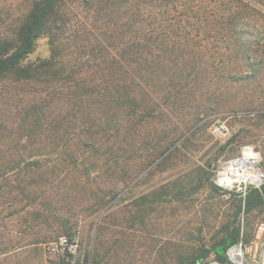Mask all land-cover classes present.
Here are the masks:
<instances>
[{
	"label": "trees",
	"instance_id": "16d2710c",
	"mask_svg": "<svg viewBox=\"0 0 264 264\" xmlns=\"http://www.w3.org/2000/svg\"><path fill=\"white\" fill-rule=\"evenodd\" d=\"M43 38L49 56L30 61ZM229 116L246 127L205 151L213 120ZM262 125L264 0H0V190L56 219L57 242L76 236L70 216L109 206L77 264H229L242 213L248 243L264 214V184L230 199L211 240L203 227L164 230L201 190L225 200L218 161L264 137ZM180 167L134 194L140 177ZM126 188L135 196L116 208ZM74 258L66 249L48 264Z\"/></svg>",
	"mask_w": 264,
	"mask_h": 264
},
{
	"label": "rangeland",
	"instance_id": "374dc122",
	"mask_svg": "<svg viewBox=\"0 0 264 264\" xmlns=\"http://www.w3.org/2000/svg\"><path fill=\"white\" fill-rule=\"evenodd\" d=\"M257 20V19H255ZM260 24V23H259ZM50 54V45L48 43V40L46 38H43L37 42L36 49L34 53L30 56V61H36L40 58H47ZM244 119L236 120L233 117H220L218 119H214L213 123L211 124L208 133L212 136V142L206 144V149L212 148V146L215 143L224 144L228 140L232 139L238 131L242 127H246L244 122L242 121ZM225 126L229 129V133L226 134V131L221 130L219 132H215L216 127ZM223 131V132H222ZM257 133H260L264 135V125L261 126V128H256L253 130ZM262 138V139H261ZM264 137H256L254 143H248V144H239L241 145L238 147V151L232 153L231 148L228 149L226 154H224L218 161V169L215 171V176L213 177V180L215 184L220 187L226 194L223 196L225 200H222L221 198H212L209 190L204 189L198 192L197 194H194L190 200L196 202V208H189L188 206H182L179 207V211H177V216H174V218H177L176 220L171 219L170 221H173V226L176 227L173 230H171L172 227H170L168 223V228H166L167 236L168 238H171L176 231L180 228H188L191 227L195 229L196 232L199 231L200 227H203L204 234L202 237L206 238L207 240H211L212 236L215 235L221 228L224 223L226 212L231 211V201L230 200L233 196H236L237 198H241L245 200L248 192L250 189L255 188V186L248 187L246 192H240L237 190V188H234L233 190H227L217 184L218 176L223 174L225 172V168L228 166V163L230 161H235V159L240 158V160L246 156V158L250 159L252 156L251 154H246L248 149L250 148L254 153V159L256 160V167L261 169L262 172H264L263 167V157L261 154L260 146H264ZM257 141V142H256ZM246 149V150H245ZM249 149V150H250ZM204 152H198L197 156L195 157V161L197 164H203L204 162L201 160V157ZM245 151V152H244ZM228 162V163H227ZM225 163H227L225 165ZM224 167V169H222ZM183 168H175L170 170V172H166L163 174L158 173L154 177H152L150 180L146 178H139L134 183H132L131 186L136 185L134 194L136 196L146 194L148 191L156 188L160 184H165L168 181H172L176 178V174L181 172ZM185 170V169H184ZM220 178V176H219ZM139 182V183H138ZM264 184V183H263ZM262 187V186H261ZM130 188H126L123 191L124 194H121L122 197H124V202L120 204L119 207L116 208H123L127 203H129L132 198H134L132 194H126ZM260 189V188H256ZM10 195H8L5 191L0 190V253H4L6 255L7 259L6 264H48V260H57L59 259L65 251H63V246H61L60 241L64 237H59L60 239L57 241H53V237L57 235V232L55 230L57 226L56 219L53 218L47 219L46 217L49 216V213L47 212H40V214H36L33 212V208H30L28 206V202L26 204L25 200H20L21 196L18 198V201H15L14 198L17 197L15 195L13 197V194L17 192L11 193L9 191ZM48 194L52 197H55L54 191H48ZM223 202H226L227 205H225L223 208L220 206ZM193 204V203H192ZM60 205V202H59ZM198 207V208H197ZM205 207H212L215 211L212 213V210L210 212H207L203 214V209ZM110 207L107 206L106 209H103L102 211L94 214L93 216H88L86 213H82L79 217L77 216H70L71 223H75L76 227L74 231H76V236H74L72 239H77L80 245V248L76 252L75 258L73 260L72 264H77V260L82 257L85 247L88 245L89 237L92 235L94 231V225L102 218L103 215H108L112 212V210H109ZM114 208V209H116ZM170 208V207H168ZM113 209V210H114ZM120 209V211H121ZM35 211V210H34ZM61 212H64L61 211ZM174 209L170 208L169 214L174 215ZM220 212V213H219ZM120 215V213H119ZM42 216V217H41ZM66 217L69 216L65 215ZM219 216V217H218ZM53 217V216H52ZM110 218V217H109ZM241 225H243V235L241 237V241L244 242V244L252 245L254 244V252L260 254L262 249V241H264V235L263 238H259V234L257 233L258 225L260 223H264V214L261 215L258 218V222L256 224V227L253 232V238L248 243L245 240L244 235V225L246 223V215L244 212L242 213L240 217ZM174 231V233L172 232ZM139 235V234H138ZM140 236V235H139ZM197 236V233H196ZM68 238V237H66ZM46 240L48 242H46ZM148 247V246H147ZM146 255V254H145ZM3 259V258H2ZM153 260V259H152ZM217 261L215 260L214 256L210 257L204 264H210L211 262ZM232 262L236 264H246L244 261L236 262L235 260L231 259ZM218 262V261H217ZM145 263H148L146 261ZM229 263V262H228ZM213 264V263H212Z\"/></svg>",
	"mask_w": 264,
	"mask_h": 264
},
{
	"label": "built area",
	"instance_id": "2783aa9c",
	"mask_svg": "<svg viewBox=\"0 0 264 264\" xmlns=\"http://www.w3.org/2000/svg\"><path fill=\"white\" fill-rule=\"evenodd\" d=\"M221 130L226 131V134L229 133V129L225 126L216 127L215 132H219ZM256 170H257V172H259L260 174H262L264 176V172H262L261 169L256 167ZM263 183H264V178H263V181L261 182V184H259V185L254 184V183H251V184L236 183L232 188H228V187L222 186L217 179V184L219 186H221L227 190H233L234 188H237V190L240 192H246L248 187H251V186H255V188H261ZM257 233L259 234V238L261 240V238H263V235H264V223H260L258 225ZM60 244H61V246H63V251H66V249H68L73 254H76V252L80 248L79 242L76 238L75 239H69V238L64 237L60 241ZM261 246H262L261 253L258 254L256 252H254V244L247 245V244H244L243 241H239L238 243L232 245L227 251V258H228L229 264H233L231 259H230L231 251L233 249H239L240 250L241 259H243V261L246 264H264V241H262ZM212 263L222 264V263L217 262V261L211 262L210 264H212Z\"/></svg>",
	"mask_w": 264,
	"mask_h": 264
},
{
	"label": "bare ground",
	"instance_id": "6f19581e",
	"mask_svg": "<svg viewBox=\"0 0 264 264\" xmlns=\"http://www.w3.org/2000/svg\"><path fill=\"white\" fill-rule=\"evenodd\" d=\"M246 149H248L246 154L249 155L251 154L250 151L252 152L251 158L248 159L245 156L240 160L241 157L240 158L238 157V159H235V161H230L229 163L227 162L228 166L225 168V172L219 175L220 178L218 176V181L222 186L232 188L236 183H242V184L254 183L259 185L263 181L264 176L259 172H257L256 170V166H255L256 160L254 159L255 157L253 151L250 148H246ZM230 259H233L239 263L240 261H242L241 263H243V259H241L239 249H233L231 251ZM232 263L236 264L234 262ZM213 264H217V263H213Z\"/></svg>",
	"mask_w": 264,
	"mask_h": 264
}]
</instances>
